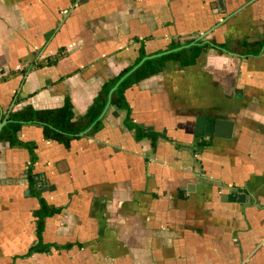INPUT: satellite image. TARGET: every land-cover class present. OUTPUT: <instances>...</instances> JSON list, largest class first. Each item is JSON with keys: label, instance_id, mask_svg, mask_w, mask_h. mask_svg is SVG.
Instances as JSON below:
<instances>
[{"label": "crops", "instance_id": "obj_1", "mask_svg": "<svg viewBox=\"0 0 264 264\" xmlns=\"http://www.w3.org/2000/svg\"><path fill=\"white\" fill-rule=\"evenodd\" d=\"M210 40L264 41V0H0L1 116L69 98L77 119L141 52ZM125 97L154 145L111 105L65 144L26 124L44 177L29 185V152L0 142V264H264V46L168 62ZM199 117L232 122L231 138L196 139ZM41 201L58 213L39 239Z\"/></svg>", "mask_w": 264, "mask_h": 264}, {"label": "trees", "instance_id": "obj_2", "mask_svg": "<svg viewBox=\"0 0 264 264\" xmlns=\"http://www.w3.org/2000/svg\"><path fill=\"white\" fill-rule=\"evenodd\" d=\"M263 46L264 41L242 43L233 47L217 44L214 40L208 42L199 41L186 47H180L176 43H171L167 51L162 55L147 58L143 62L141 61L145 58V54L141 52L134 66L121 72L117 77L107 80L102 85L92 105L89 106L83 116L74 119L73 107L69 98H65L63 105L55 109L35 110L30 105H25L22 109L9 113L7 117L8 122L0 131V142H5L10 147H23L29 152L31 158L27 166L26 176L29 185H33L35 175L32 173V167L36 162V155L34 153L35 143L22 142L19 139L18 132L22 126L26 124L38 125L42 129V135L45 140L55 141L60 144L78 139L91 126V129L85 135H93L102 127V119L98 120V118L108 103L109 92L119 82L117 88L110 96L109 105L126 111L124 120L126 127L136 130L137 139L147 136L150 138L152 145H154L156 138H158L157 135L153 133H141L138 127L132 124L129 106L125 97V93L129 88L159 74V72L161 73L168 62H177L181 67L194 65L197 59L211 48L216 49L220 53L230 52L241 56H257L260 54ZM2 120L3 117L0 111V122ZM56 213H58L57 210L49 208L44 201H41L40 208L34 212V216L37 219L36 233L39 239L43 230L44 219ZM44 249L41 246V241H39V244L33 247L32 251L39 252Z\"/></svg>", "mask_w": 264, "mask_h": 264}, {"label": "water", "instance_id": "obj_3", "mask_svg": "<svg viewBox=\"0 0 264 264\" xmlns=\"http://www.w3.org/2000/svg\"><path fill=\"white\" fill-rule=\"evenodd\" d=\"M118 84H119V82L109 92L108 103H107L104 111L102 112V114L98 118V120H100L102 118L106 108L109 106V104H110V96H111L112 92L117 88ZM7 122L8 121H7L6 118H4L0 122V131L7 124ZM91 127L85 133H83V135L86 134L91 129ZM232 129H233V123L230 122V121L206 119L204 117H199V118H197V121H196L195 136H196V139L197 138H201V137H210V138L211 137H215V138H221V139H230L231 138V134H232ZM39 178L43 179L44 177L43 176H38V177H35L34 180L38 181ZM42 185L45 186V182H43ZM46 188L47 187H43V189H40L39 192L41 193L42 191H45ZM228 198H229L230 201H236L237 195L235 193H232L231 195H229Z\"/></svg>", "mask_w": 264, "mask_h": 264}, {"label": "rangeland", "instance_id": "obj_4", "mask_svg": "<svg viewBox=\"0 0 264 264\" xmlns=\"http://www.w3.org/2000/svg\"><path fill=\"white\" fill-rule=\"evenodd\" d=\"M26 178H27V176H26ZM35 179V178H34Z\"/></svg>", "mask_w": 264, "mask_h": 264}]
</instances>
